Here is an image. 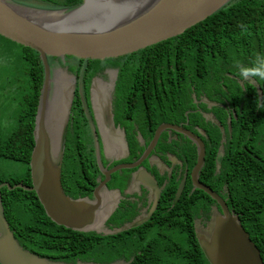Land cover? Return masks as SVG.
Wrapping results in <instances>:
<instances>
[{
    "label": "flooded vegetation",
    "instance_id": "flooded-vegetation-1",
    "mask_svg": "<svg viewBox=\"0 0 264 264\" xmlns=\"http://www.w3.org/2000/svg\"><path fill=\"white\" fill-rule=\"evenodd\" d=\"M253 55L241 63L210 54L209 64L178 66L169 77L174 81L167 84L163 72L156 74L154 68L131 67L124 72L117 64L90 66L74 56H67L62 67L59 58L49 57L51 77L60 69V74L64 70L66 77L75 79L61 172L65 193L73 198L117 197L105 228L141 219L124 231L148 224L175 205L196 206L193 227L207 224L221 203L202 186L235 212L227 204L228 184L219 174L232 165L264 166V80L242 78L239 67L253 68L257 57L264 56V43ZM95 94L102 98L92 97ZM109 114L108 123H101ZM105 138L110 144L116 141L106 144L107 151ZM70 153L77 155L75 161Z\"/></svg>",
    "mask_w": 264,
    "mask_h": 264
},
{
    "label": "trees",
    "instance_id": "trees-1",
    "mask_svg": "<svg viewBox=\"0 0 264 264\" xmlns=\"http://www.w3.org/2000/svg\"><path fill=\"white\" fill-rule=\"evenodd\" d=\"M41 1L42 4L32 5L59 8L81 2ZM259 43H264V0H231L179 35L118 57L81 61L87 60L90 66L117 64L125 69L124 72L131 67L154 68L156 74L163 72L167 84L174 81L169 77L178 66H203L209 64L210 54L214 59L219 53L231 61L230 49L235 47L241 49L236 59L247 63L254 58L253 52ZM0 58L1 66L7 60V65L3 66L9 70L0 80V159L12 163L10 173L0 171V182L31 185L29 160L34 145L33 128L43 82V65L37 51L2 35ZM2 95L8 97L4 100ZM254 95L256 97V93ZM9 103L13 112H8ZM70 155L75 161L77 155ZM15 163L21 165L16 171ZM219 176L228 184V206L239 215L264 261V166L259 163L247 167L232 165ZM0 191L6 219L19 243L50 259L109 263L133 258L129 264H210L193 227V217L198 211L196 206L175 205L167 211L164 209L163 214L148 224L103 235L57 225L46 215L35 191L6 186Z\"/></svg>",
    "mask_w": 264,
    "mask_h": 264
},
{
    "label": "water",
    "instance_id": "water-1",
    "mask_svg": "<svg viewBox=\"0 0 264 264\" xmlns=\"http://www.w3.org/2000/svg\"><path fill=\"white\" fill-rule=\"evenodd\" d=\"M230 1L81 0L67 7L46 8L0 0V35L37 51L44 72L29 160L31 185H11L3 181L0 189L6 186L35 191L46 215L56 224L72 230L109 235L138 225L140 218L118 228L104 227L116 208L117 197L96 194L95 199L73 198L65 193L61 172L75 79L66 77L64 70L60 74V69L54 70L51 77L48 59L59 58L60 64L66 65L67 56L106 59L125 55L181 34ZM58 78L63 81L62 85ZM51 82L54 84L50 93ZM258 91L261 97L259 88ZM92 97L102 98L96 94ZM99 103V100L94 101L95 109ZM96 115L101 116L97 110ZM108 117L111 114L106 115L104 121L99 120L108 123ZM104 141L106 151V144L107 147L116 144V141L110 144V138ZM118 142L120 145V140ZM202 160L199 159L197 168ZM202 187L221 203V210L214 207L207 224H194L198 244L208 262L264 264L259 248L243 227L239 215L229 210L212 190ZM132 260L66 262L24 248L6 219L0 191V264H129Z\"/></svg>",
    "mask_w": 264,
    "mask_h": 264
},
{
    "label": "rangeland",
    "instance_id": "rangeland-1",
    "mask_svg": "<svg viewBox=\"0 0 264 264\" xmlns=\"http://www.w3.org/2000/svg\"><path fill=\"white\" fill-rule=\"evenodd\" d=\"M239 50H241V49H239V47H235V48H233L232 50L230 49V56H229V58L231 59V61L233 62H235V61H237V54L238 53H240V51ZM67 61H69V58L67 59ZM66 61V62H67ZM1 64H2V61H1V58H0V80H2L4 77L3 76H1V75H5V71H9L8 70V68H7V70H5V68H4V66L3 65H7V60H4V62H3V65L1 66ZM66 65H62V67H65ZM11 68H14V67H12L11 66ZM11 72H14L13 71V69H12V71ZM3 77V78H2ZM3 96V95H2ZM8 97V95H5V97L3 96V98H4V100H5V98H7ZM0 99H2V97H0ZM9 110H8V112L10 111H12L13 112V110H14V108H13V110L11 109V104L9 103ZM6 115H7V113H5ZM12 163L10 162V161H7V160H4V159H0V171L1 172H3V173H10L11 171H9L10 170V168H9V166L11 165ZM15 166H14V169H15V171L19 168V167H21V165L19 164V163H15L14 164ZM263 215H264V213H263ZM264 217V216H263Z\"/></svg>",
    "mask_w": 264,
    "mask_h": 264
},
{
    "label": "clouds",
    "instance_id": "clouds-1",
    "mask_svg": "<svg viewBox=\"0 0 264 264\" xmlns=\"http://www.w3.org/2000/svg\"><path fill=\"white\" fill-rule=\"evenodd\" d=\"M253 68H246L244 66L240 67V75L244 79H248L249 77H259L260 79L264 80V56H258L256 61H254Z\"/></svg>",
    "mask_w": 264,
    "mask_h": 264
},
{
    "label": "bare ground",
    "instance_id": "bare-ground-1",
    "mask_svg": "<svg viewBox=\"0 0 264 264\" xmlns=\"http://www.w3.org/2000/svg\"><path fill=\"white\" fill-rule=\"evenodd\" d=\"M99 1H103V0H99ZM36 5V4H35Z\"/></svg>",
    "mask_w": 264,
    "mask_h": 264
}]
</instances>
